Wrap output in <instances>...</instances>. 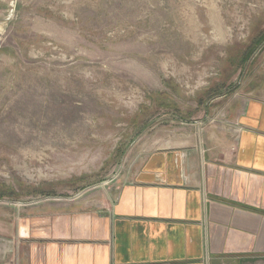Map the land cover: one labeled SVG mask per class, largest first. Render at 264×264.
Masks as SVG:
<instances>
[{
	"label": "rangeland",
	"instance_id": "rangeland-1",
	"mask_svg": "<svg viewBox=\"0 0 264 264\" xmlns=\"http://www.w3.org/2000/svg\"><path fill=\"white\" fill-rule=\"evenodd\" d=\"M263 87L264 0H0V210L101 198Z\"/></svg>",
	"mask_w": 264,
	"mask_h": 264
},
{
	"label": "crops",
	"instance_id": "crops-1",
	"mask_svg": "<svg viewBox=\"0 0 264 264\" xmlns=\"http://www.w3.org/2000/svg\"><path fill=\"white\" fill-rule=\"evenodd\" d=\"M237 102L101 198L0 210V264H264V87Z\"/></svg>",
	"mask_w": 264,
	"mask_h": 264
},
{
	"label": "bare ground",
	"instance_id": "bare-ground-1",
	"mask_svg": "<svg viewBox=\"0 0 264 264\" xmlns=\"http://www.w3.org/2000/svg\"><path fill=\"white\" fill-rule=\"evenodd\" d=\"M45 175H47V174L41 173V176H45Z\"/></svg>",
	"mask_w": 264,
	"mask_h": 264
},
{
	"label": "trees",
	"instance_id": "trees-1",
	"mask_svg": "<svg viewBox=\"0 0 264 264\" xmlns=\"http://www.w3.org/2000/svg\"><path fill=\"white\" fill-rule=\"evenodd\" d=\"M253 51V50H252ZM251 50L248 51V55L252 52Z\"/></svg>",
	"mask_w": 264,
	"mask_h": 264
}]
</instances>
